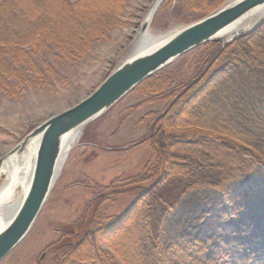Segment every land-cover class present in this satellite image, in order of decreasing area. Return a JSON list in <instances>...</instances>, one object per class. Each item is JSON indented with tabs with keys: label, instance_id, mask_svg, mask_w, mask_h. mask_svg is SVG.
<instances>
[{
	"label": "rangeland",
	"instance_id": "obj_1",
	"mask_svg": "<svg viewBox=\"0 0 264 264\" xmlns=\"http://www.w3.org/2000/svg\"><path fill=\"white\" fill-rule=\"evenodd\" d=\"M29 1L17 0L15 5L27 18L33 16L37 21L47 15L48 19L37 35L35 30L26 32L22 25L13 28L15 39L8 38L4 46L0 43V69L19 75L28 72L19 68L25 58L31 57L40 63L47 59L52 65L51 71H47L52 79L44 83L28 75L24 84L17 83L12 97L0 88V157L41 121L74 105L98 86L129 54L155 0H64L67 5L56 0H34L31 4ZM210 1L214 2L162 0L147 28L153 36L163 37L232 0H223L210 12H204ZM16 10L17 17L25 20L26 15ZM106 14L112 15L114 24L105 27L103 35L86 46L84 52L74 53L77 62L68 60L71 59L69 53L53 45L46 44L47 47L39 39L38 34L44 40L52 36L60 38L55 30H50L53 24L59 34L66 33L67 38L77 42L83 31L74 33L77 30L74 17L91 23ZM235 40L224 44L209 41L188 51L86 124L60 164L32 227L0 264H53V260L69 248L61 246L65 242L78 246L82 260L89 258L85 256L90 255L92 249L99 250V257L109 258L114 264H130L132 260L125 255L130 262H124L122 254L133 251L138 237L139 225L133 218L115 232L101 229L105 234L96 233L94 245L85 241L76 244L77 234L89 230L82 223L93 218L98 225L108 223L126 210L141 191L157 184H160L157 188L160 198L172 197L159 223L161 248L169 252L175 250V246H182L183 264H250L249 258L240 257L237 251L241 252L243 243L250 241L253 228L264 234V177L243 170L227 179L223 188L194 184L174 191L179 182L177 176L168 166L154 172L157 161L150 146L153 128L158 125L171 126L172 131L177 132L178 135L169 140L170 149L182 146L195 150L196 144L202 143L203 136L195 131H203L197 128L203 119L191 107L204 108L212 115L213 102L222 94L226 95L228 82L225 81L231 71L224 66L225 57L227 48L234 46ZM5 60H12L11 65ZM44 64L40 67L46 68ZM30 70L35 74L40 68ZM205 105L207 108L203 107ZM165 108L168 111L164 115ZM161 114L164 116L158 119ZM211 134L217 136L215 132ZM208 140L213 144L217 142L211 137ZM210 149L213 155L221 157L228 171L234 172L229 154ZM257 218L258 221L253 222ZM226 223L228 227H224ZM140 257L145 264L143 256ZM62 264H72V260L65 257Z\"/></svg>",
	"mask_w": 264,
	"mask_h": 264
},
{
	"label": "trees",
	"instance_id": "obj_2",
	"mask_svg": "<svg viewBox=\"0 0 264 264\" xmlns=\"http://www.w3.org/2000/svg\"><path fill=\"white\" fill-rule=\"evenodd\" d=\"M32 1L34 0L29 1L30 4ZM56 1L66 4L64 0ZM222 1H210L212 3L208 9H204V12H210ZM16 2L17 0H2L0 2V33L3 32L0 34V43L3 46L6 45L4 43H7L8 38L15 39L12 36L16 34L14 29H17V26H25L26 32L35 30V35H37L38 31H42L40 30L42 23L46 21L45 19H48L47 15L37 21L32 18L33 16L30 18L28 15L29 18H27V14H24L21 8L15 5ZM35 2L37 3V1ZM15 9L20 11V14H23L24 17L26 15V19L17 17ZM79 20L80 18L78 19V17L73 18L74 24H77L76 26L73 25L77 28L74 33L80 32L79 30L83 31L79 34L81 39L79 40L80 42L77 41L79 44L76 40L72 41L67 38L66 33L59 34L57 26L52 27L53 24L50 30H55L54 33L60 35V38L56 39L54 36L48 38L52 40L50 41L53 44L49 43L50 41L46 38L44 40L41 34H38L39 39L42 40V43L45 42V45H53L62 49L61 51L64 50L69 53L68 55L71 56V59L68 60L77 62L78 58L74 53L84 52L87 48L86 46H90L93 41L103 35V32L106 31L105 27L114 24L112 15L108 14L101 16L98 22L94 20L91 23H85L83 20ZM1 29H4V31ZM23 29L25 30V28H21V30ZM88 31L89 33H86ZM69 33L72 32L70 31ZM86 38L87 40L85 41ZM235 41L234 46L227 48L225 57L227 62L224 66H228L227 70L231 71V74L227 76V81H225L226 83L228 82L224 91L226 95L223 96L222 94L221 97H218L219 99L213 102L215 108L212 115L211 112L205 111L204 108H198L197 105L196 108L195 105L191 107L193 112L203 119L200 126L197 125V128L203 131H195V134L203 136L202 143L196 144L195 150L184 149L182 146H177L175 149L172 148V150L168 147L169 140L172 136L178 135L177 132L172 131L173 127L158 125L153 128L150 146L157 161V167L154 172L159 167L168 166L170 172L175 174L179 181L174 191L189 188L194 184L223 188L227 179H232L238 171L243 170H249L253 174L264 177V23L251 34L240 37ZM246 43L248 44L245 45ZM258 53L261 56H256ZM5 62L11 65L12 60H5ZM41 62L35 61L31 57L25 58L19 68H22L24 72H28L19 73V75L8 74L0 69V88L8 96L12 97L15 96L16 90L14 88L17 83L24 84L26 79H28V75H34L35 78L44 83L51 80L52 74L47 72L51 71V63L47 59H43ZM43 62L46 68L40 67ZM36 67L40 68V71L38 70L39 73L31 74L32 71L30 69H35ZM242 69L244 70L243 72ZM153 76L148 77L146 80L154 78ZM195 94L193 93L194 96ZM203 107L207 108L206 105ZM165 109L163 110L164 115L168 111L167 108ZM163 114L158 119L162 118ZM205 122H211L212 124H206ZM149 127L152 129L151 125ZM212 132H215L217 136L215 137L211 134ZM208 137L213 138L217 142L214 144L210 143ZM210 148L229 154L233 159L230 162L234 172L228 171L229 169H226L227 166L225 167L221 157L213 155ZM158 187H160V184H157L154 188L141 191V194L126 210L114 216L102 226L98 225L94 218L87 223L83 222L82 224L89 227V230L80 233L81 235L77 234L79 238L76 244L85 241L89 245H94L97 242L96 233L105 234L101 229L115 232L133 218L135 223L139 225V233L133 251L127 252L129 251L127 250L125 254H122L124 262L127 263L129 261L125 257L126 255L132 260L130 264H143L140 257L142 255L145 264H183L184 251L182 246H175V250L169 252L161 248L159 223L162 215L171 205L170 200L172 197L160 198ZM155 189L157 190L155 191ZM82 227L84 228V226ZM70 246H72V242L67 245L69 248L63 252L62 256L53 260V264H62V259L65 257H69L72 260V264H75V262H77L76 264H114L109 258L99 257V250L94 251L92 249L90 255L85 256L89 258L82 260L81 258L83 257L79 255L78 246L73 245L71 248Z\"/></svg>",
	"mask_w": 264,
	"mask_h": 264
},
{
	"label": "water",
	"instance_id": "obj_3",
	"mask_svg": "<svg viewBox=\"0 0 264 264\" xmlns=\"http://www.w3.org/2000/svg\"><path fill=\"white\" fill-rule=\"evenodd\" d=\"M162 0H155L140 31L144 32ZM263 11L248 30L230 39L220 34L231 30L252 13ZM264 22V0H232L212 13L170 33L151 37L140 44L74 105L57 112L31 129L18 144L0 157V164L10 154L33 145V168L30 183L21 200L4 216L0 227V261L26 236L51 191L61 159L62 141L110 109L124 95L178 57L209 41L222 44L237 39ZM158 40V41H157Z\"/></svg>",
	"mask_w": 264,
	"mask_h": 264
},
{
	"label": "bare ground",
	"instance_id": "obj_4",
	"mask_svg": "<svg viewBox=\"0 0 264 264\" xmlns=\"http://www.w3.org/2000/svg\"><path fill=\"white\" fill-rule=\"evenodd\" d=\"M149 13L150 9L147 11L145 16L148 17ZM262 14V10L252 13L251 16L246 18L243 22L231 30L220 34L221 37L223 39H230L233 34L248 30L257 22ZM151 37L156 36H153L148 28L143 33H138L137 37L132 42L131 50L135 49L140 42H144ZM79 133L80 132L71 133L63 139L61 153V159L63 161L65 160L71 147L77 142ZM32 168L33 145H28L20 153L7 155L0 164V227L4 224L5 213L12 206L18 203L25 193L27 185L30 183ZM253 220V222H256L258 221V218ZM227 224L228 223H226L224 227H228ZM248 227H251V224H249ZM255 230L256 229L254 228L251 230L250 241L248 243H243L242 251H237V255L242 258H249L250 264H264V262H261L264 259V234Z\"/></svg>",
	"mask_w": 264,
	"mask_h": 264
},
{
	"label": "flooded vegetation",
	"instance_id": "obj_5",
	"mask_svg": "<svg viewBox=\"0 0 264 264\" xmlns=\"http://www.w3.org/2000/svg\"><path fill=\"white\" fill-rule=\"evenodd\" d=\"M71 243L70 242H65L63 244H61V246H67V245H70Z\"/></svg>",
	"mask_w": 264,
	"mask_h": 264
}]
</instances>
